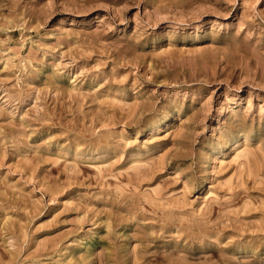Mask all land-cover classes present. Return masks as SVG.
Segmentation results:
<instances>
[{
  "label": "rangeland",
  "instance_id": "1",
  "mask_svg": "<svg viewBox=\"0 0 264 264\" xmlns=\"http://www.w3.org/2000/svg\"><path fill=\"white\" fill-rule=\"evenodd\" d=\"M0 264H264V0H0Z\"/></svg>",
  "mask_w": 264,
  "mask_h": 264
}]
</instances>
